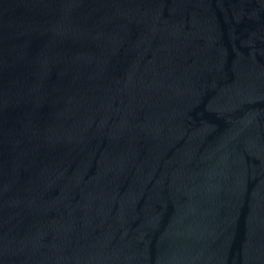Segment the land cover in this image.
Wrapping results in <instances>:
<instances>
[{"label": "water", "instance_id": "1", "mask_svg": "<svg viewBox=\"0 0 264 264\" xmlns=\"http://www.w3.org/2000/svg\"><path fill=\"white\" fill-rule=\"evenodd\" d=\"M0 264H264V0H0Z\"/></svg>", "mask_w": 264, "mask_h": 264}]
</instances>
